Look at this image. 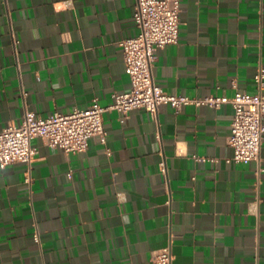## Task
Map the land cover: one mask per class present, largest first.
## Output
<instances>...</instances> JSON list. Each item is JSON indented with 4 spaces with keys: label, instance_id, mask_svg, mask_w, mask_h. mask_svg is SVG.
Listing matches in <instances>:
<instances>
[{
    "label": "crops",
    "instance_id": "1",
    "mask_svg": "<svg viewBox=\"0 0 264 264\" xmlns=\"http://www.w3.org/2000/svg\"><path fill=\"white\" fill-rule=\"evenodd\" d=\"M134 5L0 0V130L27 110L106 107L127 92L119 43L138 33ZM179 5L154 84L191 99L256 94L264 0ZM232 115L229 104L107 111L106 144L91 138L82 153L32 139L30 166L0 169V264H152L167 245L170 264H264V137L259 162H229Z\"/></svg>",
    "mask_w": 264,
    "mask_h": 264
},
{
    "label": "built area",
    "instance_id": "2",
    "mask_svg": "<svg viewBox=\"0 0 264 264\" xmlns=\"http://www.w3.org/2000/svg\"><path fill=\"white\" fill-rule=\"evenodd\" d=\"M180 12L179 0H135L133 22L138 33L119 43L124 71L129 77V90L122 94H112L113 101L106 107L93 99L85 109L74 108L69 113L53 112L47 117L25 111L19 125L9 124L0 130V169L15 163L30 166L36 153L31 145V140L35 138L42 140L46 146L61 149L65 153L85 152L89 140L94 137L105 145L106 132L102 119L105 112L116 111L121 116H126L132 110L143 109L156 115L159 106L164 104L171 106L175 113L185 105H207L219 109L222 105L229 104L233 115L228 144L233 150V156L228 161L243 164L259 162L264 137L262 66L253 78L257 88V93L253 95L235 93L231 98L210 95L191 99L168 94L154 84L151 70L157 60V52L178 42ZM34 240L38 241L37 234H34ZM151 263L170 264V246H164L155 252Z\"/></svg>",
    "mask_w": 264,
    "mask_h": 264
}]
</instances>
